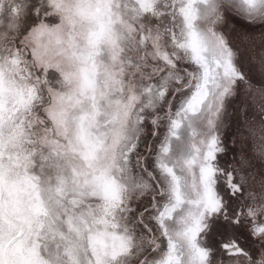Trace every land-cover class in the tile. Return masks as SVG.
I'll return each instance as SVG.
<instances>
[{"label": "snow or ice", "instance_id": "1", "mask_svg": "<svg viewBox=\"0 0 264 264\" xmlns=\"http://www.w3.org/2000/svg\"><path fill=\"white\" fill-rule=\"evenodd\" d=\"M0 264H264V0H0Z\"/></svg>", "mask_w": 264, "mask_h": 264}]
</instances>
